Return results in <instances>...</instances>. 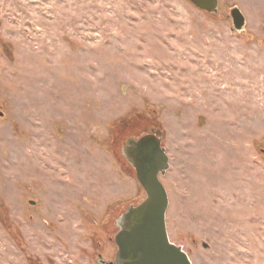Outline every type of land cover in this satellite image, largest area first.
I'll return each instance as SVG.
<instances>
[{
	"label": "rangeland",
	"instance_id": "374dc122",
	"mask_svg": "<svg viewBox=\"0 0 264 264\" xmlns=\"http://www.w3.org/2000/svg\"><path fill=\"white\" fill-rule=\"evenodd\" d=\"M218 9L0 0V264L112 259L146 196L122 144L155 127L171 241L193 264H264V0Z\"/></svg>",
	"mask_w": 264,
	"mask_h": 264
},
{
	"label": "water",
	"instance_id": "95a60500",
	"mask_svg": "<svg viewBox=\"0 0 264 264\" xmlns=\"http://www.w3.org/2000/svg\"><path fill=\"white\" fill-rule=\"evenodd\" d=\"M190 1L206 12L219 11V0ZM229 16L234 29L243 31V11L234 6ZM3 115L0 111V117ZM162 137L163 130L155 127L140 136L128 137L122 144V155L133 167L146 196L126 206L117 218L115 264H193L184 248L171 241L167 230L169 194L161 178L170 168V158Z\"/></svg>",
	"mask_w": 264,
	"mask_h": 264
},
{
	"label": "flooded vegetation",
	"instance_id": "af4514ba",
	"mask_svg": "<svg viewBox=\"0 0 264 264\" xmlns=\"http://www.w3.org/2000/svg\"><path fill=\"white\" fill-rule=\"evenodd\" d=\"M145 133H147V132H145ZM144 134V133H143ZM142 135V134H141ZM140 136V135H139ZM115 254V253H114ZM114 258H115V255L112 257V259H104V258H102V254L100 253L99 254V260H98V262H99V264H115V262H114Z\"/></svg>",
	"mask_w": 264,
	"mask_h": 264
}]
</instances>
